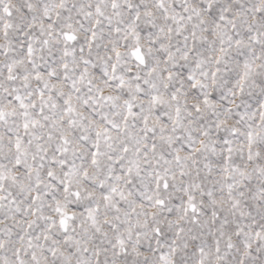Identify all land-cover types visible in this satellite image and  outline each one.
Here are the masks:
<instances>
[{
	"label": "snow or ice",
	"instance_id": "1",
	"mask_svg": "<svg viewBox=\"0 0 264 264\" xmlns=\"http://www.w3.org/2000/svg\"><path fill=\"white\" fill-rule=\"evenodd\" d=\"M0 264H264V0H0Z\"/></svg>",
	"mask_w": 264,
	"mask_h": 264
}]
</instances>
